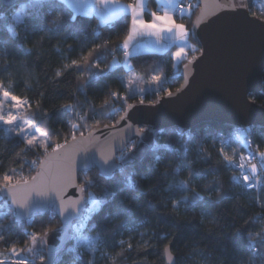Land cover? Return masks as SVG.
I'll return each mask as SVG.
<instances>
[{
	"label": "trees",
	"instance_id": "1",
	"mask_svg": "<svg viewBox=\"0 0 264 264\" xmlns=\"http://www.w3.org/2000/svg\"><path fill=\"white\" fill-rule=\"evenodd\" d=\"M256 1L248 0V10L264 18V8L258 10ZM22 3L17 21L13 13L19 3L0 2V84L29 101L23 116L46 130L53 145L39 154L0 126V176L14 174L12 183L30 179L41 157L56 144L113 124L128 105L152 103L178 88L181 67L200 52L192 33L199 2L188 0L187 13L178 19L196 48L176 66L170 50L130 56V72L144 82L159 76L166 90L129 92L124 78L128 71L121 61L128 15L102 23L94 15L75 13L61 0ZM154 3L149 0L152 7ZM262 76L261 89L249 99L264 107V70ZM143 129L141 138L132 139L117 155L119 166L111 174L102 175L96 167L78 172L85 196L99 207L93 205L86 219V211L81 213L77 237L71 228L59 239L51 264H164L167 246L175 264H264V182L255 191L232 179L234 170L222 153L233 157L244 146L231 144L220 151L218 132L228 127L203 121L182 132L176 127L154 134ZM249 129V144L264 151V126ZM130 148L132 157L126 155ZM54 228L60 233V220L51 210L18 220L0 195V254L12 246L22 253L30 247L32 234L44 239ZM84 232L96 236L94 247H85ZM48 247L31 252L42 254V260L37 256L30 261L44 264Z\"/></svg>",
	"mask_w": 264,
	"mask_h": 264
},
{
	"label": "water",
	"instance_id": "2",
	"mask_svg": "<svg viewBox=\"0 0 264 264\" xmlns=\"http://www.w3.org/2000/svg\"><path fill=\"white\" fill-rule=\"evenodd\" d=\"M21 1L0 0L7 6ZM197 2L192 33L200 52L181 67L182 82L169 91L171 95L166 93L152 103H132L115 123L73 136L75 139L61 143L63 147L56 152L52 148L44 154L27 183L19 181L0 190L18 220L48 210L59 218L61 230L57 241L49 244L44 264H51L59 239L86 211L88 198L78 183V172L91 167L105 176L114 172L119 166L117 155L132 139L141 138L140 129L147 128L154 134L176 127L182 132L203 121H217L229 128L264 126V107L249 99L250 93L261 89L264 18L251 14L248 0ZM44 189L47 191L43 195L36 194V190ZM25 198L27 202L20 207ZM168 252L164 250V264H175V256L170 252L169 261Z\"/></svg>",
	"mask_w": 264,
	"mask_h": 264
},
{
	"label": "rangeland",
	"instance_id": "3",
	"mask_svg": "<svg viewBox=\"0 0 264 264\" xmlns=\"http://www.w3.org/2000/svg\"><path fill=\"white\" fill-rule=\"evenodd\" d=\"M166 1H167V4H171V0H166ZM257 2L259 4L258 5V7H259L258 10L261 11L262 8H264V0H257ZM23 4L24 3H22V1H21V2H19V5H16V7L14 9V13H13V18L15 20H16L17 14H19L20 17H21V11H22L21 9H22V5ZM185 6H186V4H185ZM185 6L183 7V9L185 8ZM166 8H170V6H168ZM177 9L178 8H176V10ZM181 13H183V12L180 11L179 14L181 15ZM163 14H164V12H163ZM175 16H176V14H175ZM178 16H176V17H178ZM177 23L178 24H182L181 21H179ZM137 30H139V29H137ZM185 31H186V29H185ZM141 32H143V31H141ZM145 32H148V31H145ZM151 35H153V36H166V35L170 36V35H172V36L176 37L177 44H176L175 48L173 50H171L172 58H173V53L176 52L177 50L181 49V48L184 49V53L182 54V56L180 58L174 59V63H175L174 65L175 66L177 64H179V62H181V60L186 57V55L189 52V50H194L196 48V46L193 45L192 48L188 49L187 53H185L187 48L190 45V42L187 40V38L185 36H183V38L179 37L175 31H172V32H160L158 34H151ZM126 55L127 54H124V51H123V56H122V60H121L122 63L124 62V60L126 58ZM124 78H125L126 84L128 85V91L129 92H132L131 88L132 89L133 88H135V89L137 88L139 90V92H142L143 90H145L147 88L148 89L156 88L157 92H159L160 90H162L164 92L166 90V88H165L166 86L162 85L163 83H162L161 80L152 81V79H150L147 82H144V79L142 77H140L136 72L128 71V74H125ZM0 90L9 91L8 87L2 86L1 84H0ZM21 99L22 100H27V99H23V98H21ZM0 100L3 101L2 103H0V116H2L4 119H7L9 117V114L16 116V120L12 124H5L3 122V120H0V126L3 128L4 132H6V134L8 136H19L23 140V142H24V139H25L26 136L37 135L38 136V140L45 141V143L47 144V149L45 150L43 148H40L39 144H37L36 146H32V148L37 150L39 152V154L44 152V151L49 150L50 146L53 145V142L49 141L48 132L46 130H44L41 126H39V125L37 126L33 122V120H31L29 118L26 119L23 116L24 112L27 110V107L29 106V101L27 100L28 103L25 104L22 109L17 110V109L12 108L10 100H4L2 97H0ZM29 123H31L33 125V127L31 129L27 128V124H29ZM21 127H24V132H20V128ZM36 128H39L41 133H46L47 135L46 136H40L39 134H37L35 132ZM131 149L132 148H130V149H128V151H126V155L127 156L132 157L131 156L132 154H130V153H132ZM263 158H264V156H263ZM37 164H39V163H37ZM37 167H38V165H37ZM8 175L13 176L14 180H17V177L14 176V174L8 173ZM88 200L89 201L86 203V205L88 204L89 207L87 208V210H86V212L84 214L85 219L88 217L87 215H88L89 211L93 208L92 201L94 199L92 197H88ZM76 222H77V220L74 223H76ZM58 231H59V229L54 228V230H51V231L47 232L46 237H45L46 242H48L49 244L50 243H55L57 241L56 237H58V235H59ZM95 237H96L95 235H91L88 232H84L83 233L81 239H82L83 244L85 245L86 248L94 247L96 245V238ZM41 239H43L42 236H40V237L37 236V239L35 240V242H33V240H32V243H31L30 247L26 248V250L24 252L21 253V252L17 251L18 255H13L11 251H9L6 254H0V260L3 261V264H13V262L20 261V260L26 261L27 264H37L35 262L33 263L32 261H37L35 259V258H37V256H38V260H42V254L39 255V254H34L33 253V255H31V252H33L34 250H38L37 249L38 247L41 248L40 244H39L40 242H42ZM29 258L33 259V260L30 261ZM68 264H79V263L74 261V262H70Z\"/></svg>",
	"mask_w": 264,
	"mask_h": 264
},
{
	"label": "crops",
	"instance_id": "4",
	"mask_svg": "<svg viewBox=\"0 0 264 264\" xmlns=\"http://www.w3.org/2000/svg\"><path fill=\"white\" fill-rule=\"evenodd\" d=\"M61 1L69 8H71L75 13L94 15L98 19V21L102 23H111V21L119 18L123 14L128 15L130 17L128 32L132 28L131 20L133 18H137L140 20L150 19L151 18L150 14L153 11L161 15H163V12L164 13L168 12L174 17L177 23L180 20L174 14L176 12V8L179 7L181 2L186 3V6L184 8L183 13H181V16L186 14L189 8L188 0H171V4H167L166 0H153L155 2L154 7H152L149 4V0H134L132 3L126 0H61ZM129 5L134 6L135 13L133 12V9L129 7ZM168 6H170V8H166ZM187 34L188 33L186 29V35L184 36L190 42V45L185 53H187L188 49H191L193 46V43ZM176 44H177V39L172 35L153 36L148 32L145 31L141 32L140 30H137L136 32L133 33V38L129 42L127 48L123 46V43L121 44V49L124 51V54H127L122 64L126 71H130L132 69L130 56L145 52L162 53V52H166L167 50L171 51L175 48Z\"/></svg>",
	"mask_w": 264,
	"mask_h": 264
},
{
	"label": "snow or ice",
	"instance_id": "5",
	"mask_svg": "<svg viewBox=\"0 0 264 264\" xmlns=\"http://www.w3.org/2000/svg\"><path fill=\"white\" fill-rule=\"evenodd\" d=\"M130 8L133 9V12L135 13V8L133 5H129ZM179 11L183 12L184 9L182 7H179ZM151 18L150 19H144V20H140L137 18H133L131 20V25L132 28L131 30L128 32V35H126L123 38V46L125 48L128 47L129 42L132 40L133 38V33L137 31V29H139L140 31H148L150 34H158L160 32H172L175 31L177 33V35L181 38H183L184 35H186V31H185V26L183 24H178L176 23L174 17L172 15H170L168 12H165L163 15L153 11L151 14ZM16 20L20 21L21 17L19 14H17L16 16ZM184 53V49H179L176 52L173 53V59H178L182 56V54ZM90 54V53H89ZM83 59L85 61H87L88 59V55H85L83 57ZM189 63H191V61H189ZM72 65L73 66H78L77 61L73 60L72 61ZM57 76L61 75L60 72L56 73ZM152 81H159L160 77L159 76H152ZM183 87V86H181ZM180 89H177V91H179ZM169 95H171V93H168ZM112 96H116L117 93L116 92H112L111 93ZM0 97H2L4 100H10L11 101V106L14 109H22L24 107L25 104L28 103L27 100H22L20 97L13 95L11 92L7 91V90H0ZM3 101L0 100V103H2ZM105 103H107V101H105ZM127 107L131 108V105H128ZM121 119H125V117H121ZM0 120H3V122L5 124H12L15 120H16V116L9 114V117L7 119H4L2 116H0ZM33 127V125L31 123L27 124V128L31 129ZM73 127H75V125H73ZM144 131V129H140L138 132V135L141 134ZM20 132H24V127L20 128ZM35 132L37 134H39L40 136H46V133H41L39 128L35 129ZM73 139H75V137H73ZM24 143L27 146H36L37 144H39L40 148L43 149H47V144L45 143V141H40L38 140V136L37 135H32V136H26L24 139ZM61 147H63V145L60 144H56L53 147V152H56L58 149H60ZM262 156H264V154H261ZM223 160L227 161V162H231L232 158L226 154H223ZM122 158V157H121ZM159 159V158H158ZM244 157L241 156V163L238 165V167L240 168L241 172H243L244 169ZM251 169L253 172H255L256 169V165L252 164L251 165ZM243 181L248 184L249 182V176L247 174H244L242 176ZM14 180L13 176L7 175V174H3L2 176H0V181H2L3 186L4 187H10L12 186V182ZM24 183H27V181H24ZM249 187H251V184H248ZM182 188H186L187 185L186 184H181ZM47 191V189L44 190H36V194L37 195H43L44 192ZM27 202V198H25V200L21 203H19L18 205L20 207H23L25 205V203ZM15 203V201H14ZM92 204L95 205L97 208L99 207V202L96 200L92 201ZM175 205V203H174ZM63 209L61 210V214H63ZM31 239L33 240V242H35V240L37 239V236L35 234H32ZM10 251L12 252L13 255H18L15 246H12ZM165 251L168 252L167 247L165 248ZM168 259L169 261L172 260V255L170 252H168ZM0 264H3V261L0 260ZM13 264H27L26 261L24 260H20V261H15L13 262Z\"/></svg>",
	"mask_w": 264,
	"mask_h": 264
},
{
	"label": "built area",
	"instance_id": "6",
	"mask_svg": "<svg viewBox=\"0 0 264 264\" xmlns=\"http://www.w3.org/2000/svg\"><path fill=\"white\" fill-rule=\"evenodd\" d=\"M258 2L256 1L255 6H258ZM185 4L181 3L179 7H184ZM179 7L176 10L175 14L176 16H180ZM161 91V90H160ZM159 91V92H160ZM169 93V92H165ZM250 126L248 127H237V128H228L226 130H221L218 132V138H219V144H220V151H224L227 146L231 144H239L240 146H244V149L241 151H238V153L235 154V156L231 157V162H227L229 166L232 167L234 170L232 174V179L236 183H241L246 189H254L255 191H258L261 188V185L264 182V164H263V156L261 154H264L263 150H259L257 147L252 146L249 144V134H250ZM241 156H243L245 159L243 161L244 163V169L243 172H241L238 165L241 163ZM255 164L256 169L255 172L252 171L251 165ZM244 174H247L249 176V182L248 184H251L252 186L249 187L248 184H246L242 176ZM89 201V200H88ZM82 226L81 223H74L71 228L77 230L79 227ZM80 234L79 230H77L76 237Z\"/></svg>",
	"mask_w": 264,
	"mask_h": 264
},
{
	"label": "flooded vegetation",
	"instance_id": "7",
	"mask_svg": "<svg viewBox=\"0 0 264 264\" xmlns=\"http://www.w3.org/2000/svg\"><path fill=\"white\" fill-rule=\"evenodd\" d=\"M46 237V236H45ZM45 237H44V239H41L42 240V242H40L39 244H40V247L41 246H45V245H47V244H49L48 242H46V239H45Z\"/></svg>",
	"mask_w": 264,
	"mask_h": 264
}]
</instances>
